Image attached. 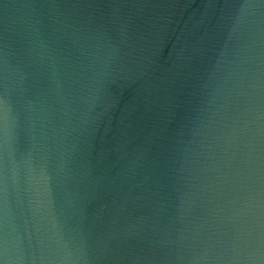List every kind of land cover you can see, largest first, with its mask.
I'll return each instance as SVG.
<instances>
[{"label": "water", "instance_id": "obj_1", "mask_svg": "<svg viewBox=\"0 0 264 264\" xmlns=\"http://www.w3.org/2000/svg\"><path fill=\"white\" fill-rule=\"evenodd\" d=\"M0 264H264V0H0Z\"/></svg>", "mask_w": 264, "mask_h": 264}]
</instances>
